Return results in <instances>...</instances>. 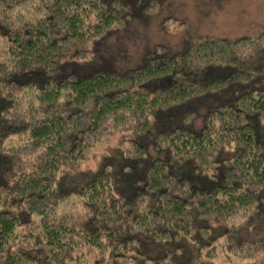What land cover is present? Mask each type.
Wrapping results in <instances>:
<instances>
[{
	"label": "trees",
	"instance_id": "1",
	"mask_svg": "<svg viewBox=\"0 0 264 264\" xmlns=\"http://www.w3.org/2000/svg\"><path fill=\"white\" fill-rule=\"evenodd\" d=\"M159 1L0 0V264H188L143 249L182 237L206 260L264 258V28L61 72ZM74 193L84 211L56 214Z\"/></svg>",
	"mask_w": 264,
	"mask_h": 264
},
{
	"label": "rangeland",
	"instance_id": "2",
	"mask_svg": "<svg viewBox=\"0 0 264 264\" xmlns=\"http://www.w3.org/2000/svg\"><path fill=\"white\" fill-rule=\"evenodd\" d=\"M263 28L264 0H160L154 13L135 11L123 26L95 39L92 42L94 61L81 64L60 60L58 64L61 65V72L78 74L96 67L122 70L139 65L151 53L161 57L178 52L196 34L234 37L255 35ZM158 45H164L165 51H156ZM20 101L19 105L24 106L27 96L21 97ZM123 143L119 142L116 133L106 136L91 148L83 161L73 164V167H95L103 151H114ZM65 209L82 213L84 208L80 196L74 193L60 202L55 213ZM77 224L83 225V217L78 219ZM143 249L149 257L166 253L173 261H186L188 264H264V258L255 263L237 258L226 261L220 249L214 259L206 260L200 257L197 247L183 237L173 243L149 242Z\"/></svg>",
	"mask_w": 264,
	"mask_h": 264
}]
</instances>
